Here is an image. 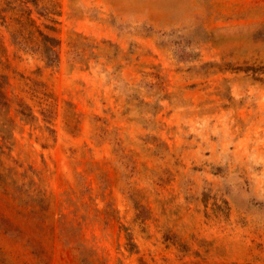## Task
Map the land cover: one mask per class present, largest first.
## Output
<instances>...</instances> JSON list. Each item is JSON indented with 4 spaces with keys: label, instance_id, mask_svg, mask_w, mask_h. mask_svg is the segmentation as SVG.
Returning <instances> with one entry per match:
<instances>
[{
    "label": "rangeland",
    "instance_id": "obj_1",
    "mask_svg": "<svg viewBox=\"0 0 264 264\" xmlns=\"http://www.w3.org/2000/svg\"><path fill=\"white\" fill-rule=\"evenodd\" d=\"M54 2L57 66L0 25V264H264V0Z\"/></svg>",
    "mask_w": 264,
    "mask_h": 264
},
{
    "label": "trees",
    "instance_id": "obj_2",
    "mask_svg": "<svg viewBox=\"0 0 264 264\" xmlns=\"http://www.w3.org/2000/svg\"><path fill=\"white\" fill-rule=\"evenodd\" d=\"M61 13L54 0H0V25L10 33L12 43L20 50L39 54L47 66H57L60 60V40L55 33L57 17ZM2 38L0 36V56L7 51ZM18 105L20 107L18 113L26 122L37 119L29 105L22 101H19ZM9 107L4 84L0 82V112H4V109ZM3 153L4 150H1L0 155ZM5 177L6 174L0 172V180L5 182ZM28 195L30 197V194ZM33 201L42 208L45 207L42 198Z\"/></svg>",
    "mask_w": 264,
    "mask_h": 264
}]
</instances>
